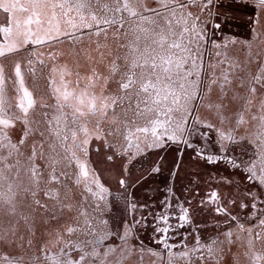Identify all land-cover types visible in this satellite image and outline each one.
Returning a JSON list of instances; mask_svg holds the SVG:
<instances>
[{"label":"snow or ice","instance_id":"obj_1","mask_svg":"<svg viewBox=\"0 0 264 264\" xmlns=\"http://www.w3.org/2000/svg\"><path fill=\"white\" fill-rule=\"evenodd\" d=\"M248 9L241 41L230 32ZM0 12V264H142L145 251L222 264L225 245L244 249L233 264H264V0H0ZM173 147L228 175L178 194V160L158 208L139 202L164 158L135 180L132 168Z\"/></svg>","mask_w":264,"mask_h":264},{"label":"rangeland","instance_id":"obj_2","mask_svg":"<svg viewBox=\"0 0 264 264\" xmlns=\"http://www.w3.org/2000/svg\"><path fill=\"white\" fill-rule=\"evenodd\" d=\"M251 9L246 10L245 12L239 14V18L236 21V24L231 29L230 35L235 36L238 40H245L250 36L249 30H248V23H247V16L250 14ZM3 18V13L0 12V19ZM0 39H2V34H0ZM14 60H21L22 62L25 60V54L24 53H17L10 57H8L6 60H4V63L11 66L12 61ZM38 74H39V68H38ZM44 75H47V70H44ZM25 82L26 86L29 88L30 91L34 92V95H39V90L35 88L33 85L32 76L25 73ZM39 83L42 86H46V81L44 80L43 76L40 77ZM10 102L15 103L16 99L14 96L10 93ZM243 131V130H241ZM16 135H19V131H17ZM192 153L191 151H186L183 155L182 160L178 157L177 151L175 147L169 148L167 151L161 150L160 152H152L149 153V158L144 160L143 166L141 164H136L134 168H132V177L133 180L139 175H141L144 168H147L150 163H153L157 161L160 156H163L164 158V166L161 168V171L158 175L151 176L148 178L147 181H145L142 185H138L134 190V195L136 199L141 203H148L156 204L157 208L159 206V200L162 198V192L161 190L167 185L169 182V176L170 172L174 166L175 163L179 160L180 162V169L178 176L176 178L175 187L177 190V193L179 194L180 191L183 189L185 185L189 183L190 180L193 179H199L200 183L198 185L200 190H203L208 184L205 183V181L209 178V175L216 172L217 167L220 169L219 174L228 175L227 171H225L223 166H207L203 162H198L192 159ZM92 159H101V157H98L95 155V153L92 154ZM106 167V165H101V168ZM104 179L108 181V183L111 184V191L115 194L117 191H120L118 184L111 178V175L107 172L104 173ZM146 198V199H145ZM155 211L156 209H152ZM147 211V210H146ZM195 223L200 225H207V230L204 228H201V233L203 236L207 237L210 235H215V230L213 229L214 221L211 217L208 218V221L204 215L197 216L195 219ZM140 237L145 241L146 244L149 243V232H144L141 230ZM189 243L192 242L193 237H188ZM179 241V240H177ZM260 245L257 244V249L259 250ZM244 251L243 248L238 247L237 245H233L231 247V251H228V246L225 245V256L222 261V264H233V254H242ZM9 254H11L9 250ZM241 264H248V261L241 255ZM127 264H138V257L133 256ZM142 264H159V261L156 259V257L151 256L147 251H145L143 256V262ZM179 264V262H178ZM198 264V262H197ZM211 264V262H209Z\"/></svg>","mask_w":264,"mask_h":264},{"label":"flooded vegetation","instance_id":"obj_3","mask_svg":"<svg viewBox=\"0 0 264 264\" xmlns=\"http://www.w3.org/2000/svg\"><path fill=\"white\" fill-rule=\"evenodd\" d=\"M209 190V186H207L206 188H204L203 190H200L201 191V193H204V192H207ZM205 216V215H204ZM206 217V216H205ZM208 218L209 217H206V219H207V221H208ZM149 219H151V218H149ZM142 231H144V232H149V234H150V236H151V229L149 228V229H147V230H143L142 229ZM177 240H179V237H177Z\"/></svg>","mask_w":264,"mask_h":264},{"label":"bare ground","instance_id":"obj_4","mask_svg":"<svg viewBox=\"0 0 264 264\" xmlns=\"http://www.w3.org/2000/svg\"><path fill=\"white\" fill-rule=\"evenodd\" d=\"M146 199V198H145Z\"/></svg>","mask_w":264,"mask_h":264}]
</instances>
